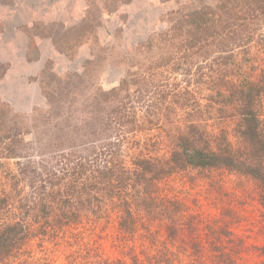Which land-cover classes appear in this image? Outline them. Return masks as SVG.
<instances>
[{"label":"trees","instance_id":"16d2710c","mask_svg":"<svg viewBox=\"0 0 264 264\" xmlns=\"http://www.w3.org/2000/svg\"><path fill=\"white\" fill-rule=\"evenodd\" d=\"M161 22L168 25L164 31L129 52L147 59L151 69L178 66L172 57L176 49L191 58H208L217 51V62L228 66L236 48L252 43L264 24V0H215L214 4L189 0L162 17ZM240 30V34L246 31L243 45L236 43ZM64 35L67 37L68 32ZM43 37L52 38V32ZM158 49L166 51L163 65L160 58L156 59ZM128 60L125 56L123 62ZM8 66L0 62V80ZM98 66L96 54L86 61L83 73L60 74L55 63L48 62L38 77L47 108L35 109L30 116L15 113L9 104L0 102V171L3 160L16 163V172L9 175L11 191L0 196V211L3 213L11 200L17 210L14 222L0 223V264L26 255L27 247L36 239L57 244L53 251L42 250L48 258L65 252L64 238L78 247V251H69L74 264L83 260L85 264H139L133 247L130 257L126 254L117 260L105 259L93 224L106 213L115 212V243L124 251L129 242L136 243L141 237L135 207L152 201L155 183L188 169L226 170L250 177L262 189L264 206V75L239 83L220 75L218 81H210L211 104H219L220 112L235 111L232 117L237 120L234 131L241 141L239 147L234 148L223 131L211 136L199 122L192 121L177 135L169 160L136 156L128 162L124 147L140 143L137 137L146 124L140 121L138 105L145 99L144 89H149L153 77L142 73V68L130 69L118 86L104 90L93 83ZM30 135L33 139L27 141ZM167 196L162 195V200L172 202ZM174 232L178 230L167 226L168 238ZM200 243L192 245L199 248L195 256L205 249L211 263L225 258L224 253H217H222L219 245ZM163 245L159 261L150 264H189L178 254L185 249L172 246L171 241ZM261 253L264 256V247ZM227 254L229 262H234L236 250Z\"/></svg>","mask_w":264,"mask_h":264},{"label":"rangeland","instance_id":"374dc122","mask_svg":"<svg viewBox=\"0 0 264 264\" xmlns=\"http://www.w3.org/2000/svg\"><path fill=\"white\" fill-rule=\"evenodd\" d=\"M126 1L0 0V62L9 65L5 77L0 80V102L9 104L15 113L24 116H30L35 109H46L47 103L38 84L46 64L54 62L55 70L60 74L83 73L86 61L94 59L96 54L99 70L94 74L99 76L93 74V83L104 90L118 86L130 69L138 71L142 68V73H151L153 77L149 80V89H144L145 99L138 105L140 121L146 125L137 137L138 145H125L126 161L136 156L169 160L177 135L192 121L199 122L211 136H218L223 131L231 145L239 147L241 141L234 131L237 120L232 117L235 111L220 112L217 110L219 104H211L208 99L210 81H218L220 75L239 83L264 75V24L254 41L247 45H243L246 31L242 34L239 31L236 43L243 46L236 48L228 66L217 62V51L208 58H191L176 49L172 57L178 61V66L151 69L147 59L129 52L151 35L164 31L168 25L161 22L162 17L189 0ZM204 3L214 4L215 0H204ZM84 20L87 21L83 28L74 32ZM46 32H52L53 37L44 38ZM65 32H68L67 37ZM156 55L163 65L166 51L158 49ZM125 56L129 59L127 63L123 62ZM132 63L135 66H131ZM262 114L264 120V105ZM31 139L32 135L26 137L27 141ZM15 172V160H3L0 196L11 191L9 175ZM165 194L168 195L166 198L173 199L172 202L162 200ZM261 195L259 184L242 174L188 169L155 183L152 201L135 207L141 237L136 243L129 242L126 252L115 243L118 235L115 212L106 213L93 226L97 228L105 259L117 260L126 254L130 257L128 255L133 252L130 249L135 248L139 264H150L159 261L163 244L171 241L172 246L185 249L178 253L184 262L214 264L205 249L195 256L194 252L199 248L192 246L200 241H211L221 248L222 253L217 251L218 255L224 253L225 256L219 258L220 262L216 260L217 264H264ZM170 212L174 215H169ZM15 214L17 210L11 200L9 207L3 213L0 211V223L14 222ZM167 226L178 230L172 239L167 237ZM46 241L42 243L36 239L27 247L26 255L9 264H74L69 251H78V247L72 240L62 239L66 251L54 253L49 258L42 250L53 251L57 244ZM235 250L236 258L231 263L226 256ZM82 264H85L84 260Z\"/></svg>","mask_w":264,"mask_h":264},{"label":"crops","instance_id":"0c3cea01","mask_svg":"<svg viewBox=\"0 0 264 264\" xmlns=\"http://www.w3.org/2000/svg\"><path fill=\"white\" fill-rule=\"evenodd\" d=\"M0 21H1V19H0ZM1 35V34H0ZM1 37V36H0ZM44 67V66H43Z\"/></svg>","mask_w":264,"mask_h":264}]
</instances>
